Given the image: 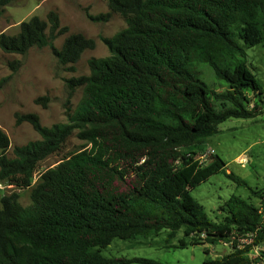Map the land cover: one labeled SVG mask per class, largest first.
Returning <instances> with one entry per match:
<instances>
[{
    "label": "trees",
    "instance_id": "obj_1",
    "mask_svg": "<svg viewBox=\"0 0 264 264\" xmlns=\"http://www.w3.org/2000/svg\"><path fill=\"white\" fill-rule=\"evenodd\" d=\"M14 1L0 0V17ZM103 1L109 11L88 18L107 22L115 13L126 27L102 39L109 55L89 59L88 75L65 80L68 97L82 88L68 123L44 127L34 113L16 114V125L30 124L40 139L14 147L12 157L0 128V183L19 189L31 186L38 163L74 132L83 142L39 175L28 207L15 192L0 198V264H163L100 253L114 239L162 231L167 242L182 232L175 248L230 244L228 254L203 264H264L263 251L248 255L264 242V218L250 197L230 196L213 222L191 195L225 168L216 153L203 166L194 158L218 125L264 113V85L247 61L249 50L264 46V0ZM66 31L54 12L45 20L33 16L14 35L0 34V50L25 56L48 47L60 71L75 72L95 41L70 34L55 48ZM248 189L263 200L264 188L263 196ZM253 233L251 245H238Z\"/></svg>",
    "mask_w": 264,
    "mask_h": 264
},
{
    "label": "rangeland",
    "instance_id": "obj_2",
    "mask_svg": "<svg viewBox=\"0 0 264 264\" xmlns=\"http://www.w3.org/2000/svg\"><path fill=\"white\" fill-rule=\"evenodd\" d=\"M108 7L103 0H16L5 7L0 17V34L14 35L23 21L37 16L46 19L49 12L58 16L60 27L67 31L55 38L53 46L59 49L70 34H81L95 41L92 50H85L75 64V72L60 71L50 48H32L25 56L6 54L0 50V79L6 83L0 87V128L8 136L10 145L6 155L12 157L16 146L40 139L30 124L15 123V115L34 113L40 124L51 127L58 123H68L69 116L75 110L82 97V88H77L68 97L65 80L71 77L88 75V60L109 55L108 48L102 42L126 27L121 16L113 13L107 22L93 21L88 16L107 13ZM13 61L21 64L15 70L9 66ZM248 64L258 80L264 85V46L248 51ZM208 80H213L208 76ZM40 100L38 103L36 100ZM83 142L75 132L62 148L38 163L32 177L31 186L16 188L0 183V198L3 195L17 193L18 202L23 207L31 203L30 192L37 183L39 175L46 169L56 166L63 158L80 149ZM212 148L225 162V168L211 175L206 181L191 190V195L203 206L210 221L218 222L223 214L219 207L232 195L259 207L264 218L263 200L250 193L249 188L262 194L264 188V113L247 119L230 118L218 125V133L209 138L203 148ZM232 173L242 179L246 186L238 185L227 175ZM166 231L148 239H114L100 253L105 257L147 258L163 264H203L228 254L229 243L187 245L185 248L172 247L183 237L178 232L171 241H166ZM264 252V242L250 250L248 255L256 257Z\"/></svg>",
    "mask_w": 264,
    "mask_h": 264
},
{
    "label": "built area",
    "instance_id": "obj_3",
    "mask_svg": "<svg viewBox=\"0 0 264 264\" xmlns=\"http://www.w3.org/2000/svg\"><path fill=\"white\" fill-rule=\"evenodd\" d=\"M215 154V150L212 148H205L203 150L197 151L195 158V161L198 163L199 166H203L207 164L210 160V158ZM255 237V233L253 234H248L242 237H239L237 239L238 245L243 246V245H251ZM233 240V238L231 239ZM257 246H254L252 249H254Z\"/></svg>",
    "mask_w": 264,
    "mask_h": 264
}]
</instances>
